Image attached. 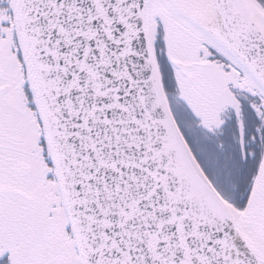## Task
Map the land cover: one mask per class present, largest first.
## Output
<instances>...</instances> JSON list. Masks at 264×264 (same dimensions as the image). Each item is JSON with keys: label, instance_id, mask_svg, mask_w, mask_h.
<instances>
[{"label": "snow or ice", "instance_id": "6c2138e0", "mask_svg": "<svg viewBox=\"0 0 264 264\" xmlns=\"http://www.w3.org/2000/svg\"><path fill=\"white\" fill-rule=\"evenodd\" d=\"M0 264H264V0H0Z\"/></svg>", "mask_w": 264, "mask_h": 264}]
</instances>
